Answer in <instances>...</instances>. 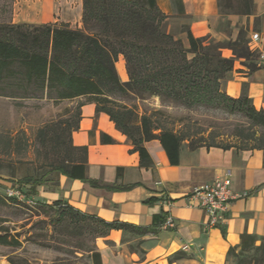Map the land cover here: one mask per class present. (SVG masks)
Here are the masks:
<instances>
[{
  "label": "trees",
  "instance_id": "obj_1",
  "mask_svg": "<svg viewBox=\"0 0 264 264\" xmlns=\"http://www.w3.org/2000/svg\"><path fill=\"white\" fill-rule=\"evenodd\" d=\"M179 2L182 5V0ZM219 6L225 15H251L254 0H219ZM83 8L81 28L65 23H0V95L15 99L46 98L54 102L85 97V102L96 103L97 112L108 113L117 128L128 136L144 167L154 163L144 145L154 139L160 140L172 165L179 164L184 141L192 150L202 146L264 149V144L247 143L248 139H264V132L257 136L255 129L264 128V109L255 107L246 88L238 98L222 90V82L237 59L250 60L246 63L250 70L258 68L254 58L258 53L250 49L248 29L241 28L235 40L221 41L211 36L196 37L186 25L183 29L188 39L186 46L182 38L164 28L168 15L160 9L158 0H83ZM225 49H231L233 56H224ZM121 55L125 62H118ZM122 77L129 79L123 81ZM149 95H159L165 101L190 108L199 105L226 107L241 113L254 127L248 129L246 136H241L239 144L218 143L215 139L205 144L197 142L195 135L156 121L152 115L144 114L133 121L131 110L123 111L109 105L114 97L146 98ZM83 104L79 105V118L70 131V150L79 155L55 164L54 170L73 179L88 181L93 187L112 190L131 187L103 184L87 176L88 147L75 146L72 141L73 131L79 128ZM5 140L7 153L11 154L14 138L7 135ZM101 140L103 143L116 142L106 133H102ZM1 154L5 156L6 153L0 151V171L10 162ZM24 180L35 191L46 184L44 177L27 176ZM37 205L43 208L66 206L74 214L100 224V235L113 228L141 234L151 230L125 222L105 221L61 200L48 205L37 201ZM61 210L64 213L65 209ZM159 219L161 223L164 221L163 216ZM94 229L98 231L99 226ZM256 241V236L243 234L240 249L229 248L230 264H264V240L260 245H256ZM0 244L19 247L22 241L6 232L0 233ZM89 256L93 264H103L97 249L91 250Z\"/></svg>",
  "mask_w": 264,
  "mask_h": 264
},
{
  "label": "crops",
  "instance_id": "obj_2",
  "mask_svg": "<svg viewBox=\"0 0 264 264\" xmlns=\"http://www.w3.org/2000/svg\"><path fill=\"white\" fill-rule=\"evenodd\" d=\"M158 5L168 15L164 23L168 32L170 23L182 19L196 37L211 36L221 41L235 40L240 29L245 28L249 40L253 33L261 34L264 49V0H254L251 15L222 14L219 0H182V5L179 0H158ZM83 13V0H15L11 23H65L81 28ZM223 54L233 56L231 49H225ZM123 60L121 55L118 62ZM245 88L255 107L264 109V67L250 70L242 59H237L222 82V90L238 98ZM102 133L116 142L103 143ZM72 141L75 146L88 147L89 178L131 187H93L88 181L60 174L53 188L38 186L36 196L51 204L64 201L105 221L151 229L141 234L113 228L100 235L96 249L103 264H230L229 248L239 250L243 234L256 236V245L263 242L264 149L202 146L192 150L188 142H183L180 162L172 165L160 140L154 139L144 143L154 162L151 167H144L133 142L117 128L110 115L97 112L96 103L85 101ZM227 174L235 191L251 194L232 202L223 223L206 228L207 211L191 205L188 195L196 185ZM166 200L171 204L166 205ZM168 214L174 218L175 226L160 227L164 221L161 223L159 218L163 216L165 220ZM178 254L181 256L176 257Z\"/></svg>",
  "mask_w": 264,
  "mask_h": 264
},
{
  "label": "rangeland",
  "instance_id": "obj_3",
  "mask_svg": "<svg viewBox=\"0 0 264 264\" xmlns=\"http://www.w3.org/2000/svg\"><path fill=\"white\" fill-rule=\"evenodd\" d=\"M14 12L15 0H0V23H11ZM170 25L171 32L178 38L182 35L188 46L183 32L187 24L183 19ZM254 58L258 64V54ZM243 62L247 65L250 60ZM128 79L122 77L123 81ZM85 100L83 97L54 102L46 98L15 99L0 95V151L6 153L1 155L10 161L0 171V229L4 227L0 233L7 232L22 241L19 247L0 244V264H93L89 255L96 249V240L102 230L100 224L74 214L66 206L43 208L15 202L4 194L6 185H12L23 188L26 195L36 201L51 204L40 200L35 188L26 183L24 177H44L46 184L43 186L54 187L60 177L54 165L79 155L70 150V131L79 118V105ZM109 105L123 111L131 110L133 121L144 114L152 115L156 121L195 135L197 142L205 144L212 139L223 144H239L241 136H246L248 129L254 127L248 118L226 107L199 105L190 108L165 101L159 95L118 96ZM255 129L257 136L264 132L262 127ZM7 135L14 138L11 154L7 153ZM247 143L264 144V139H248ZM61 208L65 209L64 213ZM96 226H99L98 231L94 229Z\"/></svg>",
  "mask_w": 264,
  "mask_h": 264
},
{
  "label": "built area",
  "instance_id": "obj_4",
  "mask_svg": "<svg viewBox=\"0 0 264 264\" xmlns=\"http://www.w3.org/2000/svg\"><path fill=\"white\" fill-rule=\"evenodd\" d=\"M261 34L253 33L249 46L252 51L258 52V67H264V49L261 48ZM4 194L7 197L15 198L20 202L28 205L37 204L33 197L26 195L23 188H18L12 185H6ZM250 191L237 192L232 188V178L229 174L224 177L216 178L210 182H204L196 185L189 193V203L203 207L208 215L209 220L206 228L216 227L223 223L229 212L232 202L239 198H247L250 196ZM166 205H170L171 201L166 200ZM175 226L174 218L168 214L160 227L169 228ZM188 246L185 245L186 249Z\"/></svg>",
  "mask_w": 264,
  "mask_h": 264
}]
</instances>
